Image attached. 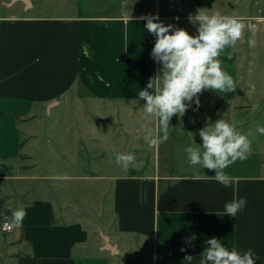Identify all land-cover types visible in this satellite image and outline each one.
<instances>
[{
  "label": "crops",
  "instance_id": "0c3cea01",
  "mask_svg": "<svg viewBox=\"0 0 264 264\" xmlns=\"http://www.w3.org/2000/svg\"><path fill=\"white\" fill-rule=\"evenodd\" d=\"M147 1L66 0L60 4L73 9L43 14L32 11L34 0H0L9 9L22 4L18 10L0 13V117L12 114L27 123L43 120L47 125L53 118L48 126L53 130L57 119L65 115L78 119L89 132L91 121L85 109L59 112L56 107L64 101L85 104L90 99L109 105L146 103L138 101V93L160 72L161 64L151 56L156 37L142 17L158 15L157 22L170 17L161 9V0ZM78 135L83 142L85 135ZM30 136L33 146L41 134L32 131ZM15 156L0 154V159L10 165L8 158ZM155 161L159 162L158 156ZM261 161L252 169L242 170L236 163L226 168L232 178L229 187L212 178L214 170L172 172L169 163L164 172L158 167L149 173L101 174L112 181V202L106 210L109 221L103 224L77 208L58 206L42 191L27 197L28 188L19 186L15 197L9 180L16 176L0 174V212L11 202L13 208L27 213L22 226L0 244V258L5 264H117L116 256L124 251L122 241L135 247L137 254L139 243L151 241V258L157 256L159 246L161 264H188L185 255L193 256L191 264H199L206 241L215 237L229 250L253 249L259 257L256 264H264ZM19 176L47 178L44 174ZM241 197L247 199L246 207L227 216L225 203ZM193 234L196 239L189 245L186 240Z\"/></svg>",
  "mask_w": 264,
  "mask_h": 264
},
{
  "label": "rangeland",
  "instance_id": "374dc122",
  "mask_svg": "<svg viewBox=\"0 0 264 264\" xmlns=\"http://www.w3.org/2000/svg\"><path fill=\"white\" fill-rule=\"evenodd\" d=\"M34 1L33 12L52 14L73 9L67 3L60 4L61 1L66 2V0ZM68 1L72 2V0ZM0 4V13L3 15L22 6L21 3H17L9 9L6 4L1 2ZM98 8L92 7V10ZM161 9L170 15L169 18L161 21L164 25L184 28L193 36L198 34V25L190 23L189 16H194L198 9L235 16L245 24L243 40L238 42L235 48L226 49L219 57L224 70L234 78L236 90L231 93L204 90L199 95L198 108L193 101L183 117H172L170 138L166 142H156L157 148L145 141L141 128V124L144 123L145 103H142V106L138 103H132L131 106H125L124 103L109 105L90 99L85 104L64 101L56 107L59 112L67 109L71 111L74 108L85 109L88 112V120L91 121L90 133L76 122L78 119H71L65 115L57 119L58 123L53 130H49L48 127L53 118L48 119L47 125L43 120L27 123L16 119L12 114L2 115L0 154H17V156L8 158L10 165L3 164L5 160L0 159V174L8 175L10 172L12 176H16L9 180L12 190L16 192L15 197L19 196V186L20 189L28 188L27 197L36 196L42 191L43 195L53 198L58 206L66 204L77 208L91 221L103 224L109 221L106 210L112 202V181L101 178V174L130 171L149 173L158 167L164 172L166 163L171 164L172 172L177 170L200 172L203 170L202 167L189 165L184 149L193 141L202 147L199 130L221 118L233 123L244 134L250 130L254 133L249 137L251 153L247 159L235 162L237 168L240 166L242 170L252 169L256 167L258 160L262 162L264 135L256 132V128L258 125L264 126V0H161ZM249 40L254 42L253 45H249ZM152 126L158 131L157 123L153 122ZM32 131L39 136L41 134V137L34 138V145L30 146ZM78 133L85 135L83 142L80 141L81 136ZM189 133H192L193 137ZM90 136L93 139L88 143ZM48 137L50 139L52 137V141H48ZM21 142H24L22 151ZM25 151L30 153H24ZM116 153H133L137 165L130 166L127 170L123 169L115 163ZM156 156L159 157V162L155 161ZM262 171H264V162ZM25 174L30 176L44 174L47 178L19 176ZM4 186L5 180L1 182L3 189ZM10 238L11 233L0 230L1 245ZM121 246L124 251L116 256L117 264L162 263L160 258L162 251L159 246L157 256L151 258L153 256L151 241L139 243L140 254H137L135 247L126 241H122ZM5 263V259L1 256L0 264Z\"/></svg>",
  "mask_w": 264,
  "mask_h": 264
},
{
  "label": "clouds",
  "instance_id": "9594fccd",
  "mask_svg": "<svg viewBox=\"0 0 264 264\" xmlns=\"http://www.w3.org/2000/svg\"><path fill=\"white\" fill-rule=\"evenodd\" d=\"M142 19L146 20L148 32L156 37L151 56L161 64L160 72L149 78L146 88L138 93V101H146L143 105L144 123L141 124L144 139L154 144L170 138L173 116L183 117L193 101L199 107V95L204 90L216 93L236 90L234 78L224 70L219 57L226 49L235 48L243 40L245 24L235 16L198 9L194 16H189V22L198 25V34L193 36L184 28L157 22L158 15ZM248 43L251 46L254 42L249 40ZM153 122L158 124V131L152 126ZM256 132L264 135V126L258 125ZM189 134L193 137L192 133ZM198 134L202 147L194 141L186 146L187 162L193 167L214 170L212 178L229 187L232 178L224 170L237 160L248 158L251 153L249 137L254 133L250 130L244 134L221 118L206 124ZM115 163L125 170L137 165L133 153H116ZM246 205L245 197L233 199L225 203L224 211L227 216H235ZM9 212L10 215L7 214ZM26 215L24 208H13L11 202H6L4 211L0 212L3 226L8 228L21 227ZM195 239L193 234L186 243L191 245ZM206 245L199 264H256L259 258L251 248L243 253L234 248L229 250L215 237L208 239ZM181 251L185 249L181 248ZM184 259L191 264L193 256L185 255Z\"/></svg>",
  "mask_w": 264,
  "mask_h": 264
},
{
  "label": "built area",
  "instance_id": "2783aa9c",
  "mask_svg": "<svg viewBox=\"0 0 264 264\" xmlns=\"http://www.w3.org/2000/svg\"><path fill=\"white\" fill-rule=\"evenodd\" d=\"M3 220L1 219L0 220V230L3 231V232H11L13 231L15 228H8V227H4L3 226Z\"/></svg>",
  "mask_w": 264,
  "mask_h": 264
}]
</instances>
